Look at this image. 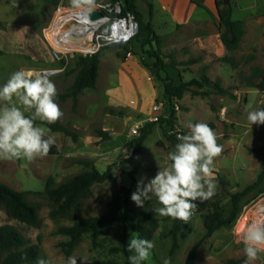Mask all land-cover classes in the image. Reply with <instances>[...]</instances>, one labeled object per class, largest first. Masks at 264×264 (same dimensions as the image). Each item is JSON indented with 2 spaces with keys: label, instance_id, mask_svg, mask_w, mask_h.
<instances>
[{
  "label": "rangeland",
  "instance_id": "374dc122",
  "mask_svg": "<svg viewBox=\"0 0 264 264\" xmlns=\"http://www.w3.org/2000/svg\"><path fill=\"white\" fill-rule=\"evenodd\" d=\"M261 1L264 3V0ZM136 2L144 20L148 17L149 2L152 0ZM217 2L222 13L234 9L238 14L235 0ZM71 9L69 0H0V87L12 73L21 70L20 64L25 63L29 69L51 72L58 94L67 92L74 82L80 68L79 57L97 56L100 70L97 87L84 90L76 105L71 98L56 100L63 112L58 122L75 132L78 135L77 141L61 132L62 138L58 140L59 154L37 157L31 162L16 160L15 163L3 159L0 163V182L24 192L25 198L38 214L37 225L26 224L15 219L9 209L0 203V226L9 225L17 229L29 243L36 246L38 259L43 258L48 264H67L68 257L77 258V264H87L94 260L125 264L124 253L116 250L121 247V222L107 225L96 243L92 242L91 234H84L69 256L60 247V243L67 241L68 237L59 234L58 229L71 226L82 217L101 215L107 210L115 193L126 189H131L132 193L136 191L137 185L131 184L130 171L135 172L137 183L143 180L147 184L159 167L168 166V153L175 146L166 138L159 124V119L167 117L169 113L161 80L168 75L165 69L157 71L154 66L156 60L148 54L149 50L158 49L156 41L144 46L145 37L142 35L121 46H102L104 42L101 41L102 47L99 50L56 54L46 38L45 30L53 25L57 13H68ZM251 16L247 21L250 34L243 46L232 52L236 65H229L220 59V62L238 69L241 82L223 84L215 78L212 81L219 80L222 87L230 90L229 94L202 96L186 93L181 100L175 99L176 120L174 128L168 127V131L175 136L177 133L187 134L190 122L206 123L215 131L222 152L214 160L213 176L217 189L212 199L220 200L227 214L232 209L233 194L243 191L258 180L261 182L242 199L241 213L231 228H221L205 238L207 230L202 218L200 214H194L191 218V234L186 239L178 238L179 246L174 252H171L173 239L169 235L173 219L156 215L152 211L154 206H160L153 196L145 202L143 208L138 207L146 209L159 221L151 240L155 247L145 260L146 264H163L165 258H170L171 264H184L189 250L200 241L198 264H244L246 256L242 234L245 224L247 221L252 223L257 206L264 202V125L251 126L247 120L249 105L254 108L264 107V102L258 101L264 99V4H260L258 12ZM159 52L167 63L171 61V56L176 61L185 56L184 51L164 52L162 44L159 45ZM191 65H182L180 71L191 73L192 79L202 80L206 76L205 69L202 66L193 69ZM257 69L261 73L254 76ZM214 70L216 73L227 72L217 67ZM192 88L195 91L213 90V87L206 85ZM241 88H258V99L256 97L253 100L248 94L238 98L232 90ZM160 104L162 107L157 109ZM226 106L228 108L223 110ZM152 121L157 124L140 148L134 161L135 168L131 163L133 147L130 141L133 138L127 137L134 125L144 126ZM39 126L47 129L43 124ZM98 129L107 131L112 139L102 141L97 135ZM83 161H89L100 172L112 166L113 178L103 183H94L91 192L81 200L77 211L52 217L51 211L56 205L45 193L49 180L53 181L52 187H57L70 177L91 170L92 167ZM132 233L136 232L129 229V239ZM252 264H264V251L258 253V259Z\"/></svg>",
  "mask_w": 264,
  "mask_h": 264
},
{
  "label": "trees",
  "instance_id": "16d2710c",
  "mask_svg": "<svg viewBox=\"0 0 264 264\" xmlns=\"http://www.w3.org/2000/svg\"><path fill=\"white\" fill-rule=\"evenodd\" d=\"M112 2L115 0H111ZM122 14L131 12L135 15L139 24V35L145 37L143 45H151L153 41H156L158 49L149 50L150 57L156 60L155 68L157 71L165 69L167 66L177 68L180 65H191L198 61V59H190L187 62H178L171 56L169 63L165 62L159 52V45L161 44L160 38L156 35L151 22H144L141 18L140 12L137 7V0H123ZM218 3V2H217ZM219 17L221 21L220 38L225 45L228 52L236 50L240 47V43L245 34L244 21L234 20L232 18V10L228 9L226 13H222L219 9ZM136 39V38H135ZM223 61L235 66L236 62L230 55H225L222 58ZM78 65L80 68L74 79V82L70 86L67 92L58 94L56 100H65L71 98L74 105L77 104L78 97L86 89H95L97 87V79L99 75V60L95 55H88L87 57H79ZM261 73L260 69H257L254 76H258ZM162 78V77H161ZM164 86L163 97L166 102V107L169 111L167 117L159 119V124L163 130L164 135L175 146L179 140L178 137L172 135L168 131L174 128L175 124V106L174 100H181L186 93H192L196 95L209 96L212 93L227 95L229 90L222 87L220 81H211L208 77L204 76L202 80L192 79L189 82H182L178 85L174 83V80L167 76L161 79ZM206 85L207 87H213V90L209 91H195L192 86H200V88ZM45 124L49 129L54 132H62L67 136L72 137L73 141L78 140V135L64 126L60 122L54 124H48L46 121H40L37 119L35 124ZM157 123L155 121L145 124L141 128V133L138 137L131 139L130 145L133 147L132 159L133 167L136 168L135 160L139 155L140 148L147 140L149 135L153 132V127ZM98 137L102 141H109L112 139L111 135L103 130H97ZM48 154H59V148L57 144H54ZM87 166H91V170L83 171L75 176L70 177L66 181L59 184L57 187H52L53 181L50 179L45 193L50 200L56 205L51 211L52 217L64 216L72 211H77L78 206L83 198H85L90 192L94 183H103L113 178L112 166L107 171L100 172L98 169L92 166L89 161H83ZM264 168V162L262 164ZM129 177L132 181V185H137V179L135 178V172L130 171ZM262 177H260L261 179ZM260 180L247 186L243 191L237 192L232 195V209L227 214L225 207L221 204L220 200H213L212 198L201 202L200 200L194 201L197 205L194 210V214H200L203 224L206 228L205 238L212 236V234L221 228H231L237 221L241 213V201L242 199L254 191L260 184ZM131 189H126L115 193L112 200L109 202L107 210L101 215L94 217H82L74 222L71 226H61L58 229V233L68 237L67 241L60 243L62 251L69 256L76 248L84 234H91L92 242L96 243L101 231L109 224L114 222H121L123 225V235L121 241V247L116 250L122 251L125 256V264H130L128 259L132 255L127 249L129 241L128 230L138 234V238L152 240L153 232L158 227V219L153 216L146 209H141L135 206L131 200ZM0 203L4 204L10 211L11 215L20 222L37 225L38 214L36 209L27 201L25 193L17 191L8 185L0 182ZM193 214V215H194ZM192 215V216H193ZM192 218V217H191ZM192 232L191 219L184 223L180 220H173V225L169 231V235L173 239V245L171 252H174L178 246V238L186 239ZM202 241L196 243L188 252L184 264H198L197 251ZM38 251L35 245L29 243L27 238L22 235L17 229L9 225L0 226V264H29L37 261ZM87 264H118L111 260H94ZM141 264H146L142 261Z\"/></svg>",
  "mask_w": 264,
  "mask_h": 264
},
{
  "label": "clouds",
  "instance_id": "9594fccd",
  "mask_svg": "<svg viewBox=\"0 0 264 264\" xmlns=\"http://www.w3.org/2000/svg\"><path fill=\"white\" fill-rule=\"evenodd\" d=\"M69 3L73 9L86 13L95 7V0H69ZM57 95L56 85L42 72L18 70L11 74L0 87V159L31 162L48 155L56 140L48 135L50 129L37 126L35 121L54 124L63 116L56 102ZM248 107L249 124L264 125V107ZM187 128L188 133L178 136L179 142L168 153V166L159 167L147 184L139 181L130 197L137 207L143 208L154 196L160 205L152 209L156 215L184 223L194 214L197 207L194 201L203 202L216 194L214 160L222 152L217 135L208 124L190 122ZM242 242L246 256L244 264H252L258 259V253L264 251V218L247 226ZM154 247L153 241L132 233L127 249L135 254L128 257L130 264L147 260ZM77 261L75 257H68L67 264H77ZM36 264L48 262L40 258ZM163 264H171L170 258H165Z\"/></svg>",
  "mask_w": 264,
  "mask_h": 264
},
{
  "label": "crops",
  "instance_id": "0c3cea01",
  "mask_svg": "<svg viewBox=\"0 0 264 264\" xmlns=\"http://www.w3.org/2000/svg\"><path fill=\"white\" fill-rule=\"evenodd\" d=\"M235 1L238 14L233 9L232 18L234 20L244 21L245 26V34L238 48L240 49L244 44V40L250 34L247 22L248 18L252 17L251 15L253 13H257L260 4L264 3L261 0ZM149 8L150 12L148 13V17L143 21L151 22L156 35L161 40L162 50L164 52H167V50L168 52L184 51L185 56L178 58V62H187L192 58L198 59L196 63L191 65V68L194 69L202 66L206 71V77L211 81L218 78L223 84L241 82L240 76L237 73V68H231L229 66L230 64L227 65L220 62V59L226 54H229L236 62L232 52L238 49L228 52L220 38L221 21L217 0H152V2H149ZM187 56L191 57L189 58ZM181 66L182 65L177 68L172 66L165 67L166 74L174 80L176 85L182 82H189L192 79L191 73L180 71L179 67ZM20 67L21 70H32L28 68L29 66L26 63L20 64ZM216 67L226 70L227 72L216 73L214 70ZM53 78L54 76L49 77L52 82L55 80ZM232 92L238 98H240L242 94H248V97L253 100L258 96V88L234 89ZM256 99H258V97ZM258 101L264 102V99H259ZM228 107L226 106L222 109L225 110ZM37 125L39 126V124ZM43 125L46 126L45 124ZM46 128L49 129L47 126ZM48 135L55 138V144L59 147L58 140L62 138L61 132H54L50 129ZM2 160L3 159H0V163ZM12 161L15 163L17 162L16 160Z\"/></svg>",
  "mask_w": 264,
  "mask_h": 264
},
{
  "label": "bare ground",
  "instance_id": "6f19581e",
  "mask_svg": "<svg viewBox=\"0 0 264 264\" xmlns=\"http://www.w3.org/2000/svg\"><path fill=\"white\" fill-rule=\"evenodd\" d=\"M55 18V22L45 30V34L47 40L56 50H54L56 54L59 52L95 51L102 45L101 41L104 42L108 37L106 36L107 30L102 28L104 20L94 22L88 18L86 12L80 10H72L68 13L59 12ZM41 72L47 76L52 74L48 71ZM262 209L263 207H261ZM256 219L258 218L256 217Z\"/></svg>",
  "mask_w": 264,
  "mask_h": 264
},
{
  "label": "built area",
  "instance_id": "2783aa9c",
  "mask_svg": "<svg viewBox=\"0 0 264 264\" xmlns=\"http://www.w3.org/2000/svg\"><path fill=\"white\" fill-rule=\"evenodd\" d=\"M123 4H124L123 0H115L113 2H107V3H96L95 2V7L93 10H100L104 14L102 17L96 20H93V21L100 22L104 20V26L102 28L107 30L106 36H108L107 38H105L104 44L102 46L104 45H118V46L125 45V44L133 42L136 36L138 35L139 33L138 21L135 15L131 12L122 14ZM72 10L77 11L76 9H71L70 11ZM87 15H88V18L90 19L89 13H87ZM101 47H99V49ZM161 107H162V104H160L156 108L159 109ZM158 119L159 118H155L154 120H158ZM142 127L143 126H140V125H134L133 127H131L127 139L138 137L141 133ZM180 135H181L180 133L176 134L177 137ZM261 207H263L262 210H261ZM257 209L258 210H257L256 216L254 217L253 221L256 219V217L264 218V202L260 203L257 206ZM249 224H250L249 221H247L245 224V229L247 228Z\"/></svg>",
  "mask_w": 264,
  "mask_h": 264
},
{
  "label": "water",
  "instance_id": "95a60500",
  "mask_svg": "<svg viewBox=\"0 0 264 264\" xmlns=\"http://www.w3.org/2000/svg\"><path fill=\"white\" fill-rule=\"evenodd\" d=\"M103 14L104 13L102 11H100V10H93V11H91L89 13V17H90L91 20H96V19L102 17Z\"/></svg>",
  "mask_w": 264,
  "mask_h": 264
}]
</instances>
